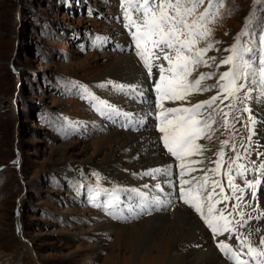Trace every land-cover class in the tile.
<instances>
[{"label":"rangeland","instance_id":"1","mask_svg":"<svg viewBox=\"0 0 264 264\" xmlns=\"http://www.w3.org/2000/svg\"><path fill=\"white\" fill-rule=\"evenodd\" d=\"M93 10H103L106 16L104 19L88 17L87 13L93 14ZM122 12L135 18V13L130 12L122 0H0V264H164V259L158 258L162 244L158 243L156 249L152 243L147 250H136L130 232L122 236L118 228H111L109 224H136L138 229L153 215L126 224L121 222V214L128 210L122 199L126 196L136 202V193L140 190L105 184L113 168L128 167L130 151L124 146V137L137 134L114 127L99 129L100 123L105 124L93 117L87 105L92 106L95 100L87 95L85 103L78 96V91L83 93L82 88L86 93L80 81L92 94L103 99L100 101L125 107L121 98L111 93L107 83H96L124 55L89 48L96 34L112 36L121 32ZM106 18L109 26L105 24ZM123 20L131 27L128 17ZM208 27L211 29L209 40L213 43V48L204 56L208 66L201 64L193 73L214 72L212 79L203 82L205 85L215 84L221 72L230 70L229 65H221L219 61L231 54L225 49H231L238 39L242 48L254 49L259 58L264 59V3L259 0H224L219 14ZM74 32L78 37L76 43ZM80 42L89 44L90 50L81 51ZM244 55L247 58L253 53ZM209 57H216V63ZM115 84L123 86L119 82ZM256 93H260L258 88L249 89L245 84L234 97L229 96L222 103L216 101L213 107L219 106L228 113L226 125L217 116V122L206 130L211 138H202L197 143L202 145L206 155L201 151L194 155L193 161L202 164L199 169L193 162V169L207 170L213 160L209 155H216L215 160L220 162L219 173L227 177L228 190L226 169L229 165L231 168L246 165L252 170L246 174L249 180L261 174L256 168L258 142L247 124L250 108L259 111V102L255 104ZM217 94L218 89L213 88L203 93L193 92L186 102H164L165 105H193ZM159 108L153 112L162 111ZM101 112L120 115L109 108ZM125 115L129 116L121 113L122 117ZM114 119L110 117L112 122ZM256 131H264V127ZM110 134L111 141L107 145L103 137ZM155 134L158 139L163 136ZM223 141L227 144L222 146ZM109 154H114L116 161L110 163L104 177L93 169L84 172L89 164H99ZM236 154L241 159L230 162L229 157ZM207 157L210 159L206 160ZM250 161H255L256 165ZM202 173L196 172L199 179ZM85 175H89L90 180L85 179ZM155 189H160L157 184L145 194L159 196L154 193ZM87 196H97L101 211L89 206ZM251 199L243 198L235 208L236 213H244V219L249 215L253 217L251 214L264 216L255 198ZM235 204L231 199L224 203L225 206ZM170 208L166 207L164 212ZM252 226L258 227V224ZM203 228L206 230L205 223ZM207 233L216 236L208 226ZM163 236L166 235H159Z\"/></svg>","mask_w":264,"mask_h":264},{"label":"snow or ice","instance_id":"2","mask_svg":"<svg viewBox=\"0 0 264 264\" xmlns=\"http://www.w3.org/2000/svg\"><path fill=\"white\" fill-rule=\"evenodd\" d=\"M125 2L130 12L135 13V18L131 14L128 18L129 24L135 28L133 35L136 49H138L137 55L148 70L149 76H156L158 79L154 87L161 99L160 132L164 135V147L171 156L181 161L183 169L185 156L196 155L201 151L197 140L205 137L211 138L207 136L206 130H210L211 125L217 122L216 117L220 116L226 125L228 113L219 106L214 108L216 101L220 100L222 103L223 99L229 96L234 97L236 93L245 88V84L249 89L255 86L261 94H264V59L259 58L256 50L242 48L238 39L231 49H225L231 54L222 57L219 61L221 65H229L230 70L221 72L215 84L205 85L203 82L212 79L215 73L195 75L193 73L201 64L208 66V61L204 59V56L213 48V43L209 40L211 29L208 25L219 14L224 0H207V2L206 0H122V3ZM259 2L264 3V0H259ZM201 8L204 10L200 11ZM198 45L201 46L198 47ZM246 52H252L253 55L245 58L244 53ZM150 57L153 60H150ZM209 59L216 63V57H209ZM154 61L161 62L155 63ZM154 69H156L155 72ZM213 88L218 89V94L207 101L189 107H164L165 100L173 103L186 102L187 97L193 92L203 93ZM221 143L223 146L227 144V141ZM220 155H224L223 151ZM258 155L264 156V152H259ZM238 159H241L239 154L229 157L230 162ZM193 162L199 163V161ZM211 162L216 167L201 170L203 171L201 179L193 176L183 181L186 185H192L185 193L184 203L200 214V218L214 235L228 232L229 236L226 239H232V229L229 228L232 221L225 216V209L215 207L216 203L228 200L229 196L224 193V185L219 180H212L209 175L218 173L220 162L217 160ZM251 163L256 165L255 161ZM256 168L261 171V176H264V162ZM153 171L160 172L161 169ZM191 171H196V169ZM249 171L251 169L246 165H238L236 172L233 173L229 165L228 187L231 195L237 200L243 199L242 196L236 194L243 193L244 188L235 182L234 176L243 178L242 183L251 190L250 199L255 196V187L260 180L247 179L246 173ZM163 172L167 175L168 169H163ZM193 181H195L194 184ZM217 188H220L219 193L216 192ZM152 199L158 200V197L153 196ZM251 219L253 217L249 215L248 220H244L242 216L240 221H236L235 240L238 244L231 247L226 241L218 244L225 256L230 260H236V264H241L238 257L242 248L246 249L244 254L254 264H264V233L261 228L253 227L248 223ZM221 220L225 222L220 223ZM240 229H245V231H240ZM257 233H260L258 239L256 238ZM243 264H249V261L245 260Z\"/></svg>","mask_w":264,"mask_h":264},{"label":"bare ground","instance_id":"3","mask_svg":"<svg viewBox=\"0 0 264 264\" xmlns=\"http://www.w3.org/2000/svg\"><path fill=\"white\" fill-rule=\"evenodd\" d=\"M131 28L135 30L134 27L131 26ZM143 77L144 74L141 67L137 66L134 59L130 55H124L121 56V60L118 61L116 66L108 73H105L100 79H97L96 83L105 82L110 85L119 82L123 86H135V84L139 82L142 84ZM141 96L144 97V94H141ZM254 96L256 97L255 104L259 102V106H257L259 111L256 109V111L252 112V114L256 118L258 114H261V116H258L259 118H257L259 120L258 125L264 127V114L261 113V111L264 112V94L256 93ZM144 107L145 106L143 105L142 108L141 106H135L134 108L137 110H143ZM97 127L99 129H105L102 123H100ZM160 127L156 130L155 128L149 129L146 133L137 134L136 136H126L125 134L124 146H126V149H129L130 151L128 167L113 168V170H111L113 173L106 176L107 181L105 184L115 188L126 185V188H131V190H140L139 193L151 190L156 184L157 186L159 185L158 188L163 189L162 184H165L166 181L163 177V169H169L171 166L169 160L163 155L161 150L165 148L164 140L162 139L164 135L160 136L158 139L157 134H155H163L160 132ZM120 134L123 135V133ZM110 136L111 134L103 137L104 140H106L107 145L109 144L108 141H111L109 140ZM255 138H257V141L261 145V148L258 151L264 152V131H256ZM199 145L201 146V153L206 155V153L203 152L204 148L202 145ZM113 155L114 154L107 155L104 161L99 164H89L87 168H85L84 172L87 173V170L91 171V169H93L96 174L104 177L103 174L108 172L107 169L110 166V163L116 161ZM209 156L211 157L212 155ZM195 157L196 156L194 155L185 156V167L193 165L192 163ZM210 157H207L206 160L210 159ZM212 158L215 160V156ZM259 160L260 163L264 162V156H260ZM197 164L198 163H195V165ZM200 165L201 164H199L197 168L200 167ZM214 166L215 165L211 163V166L208 168H212ZM177 167L181 168L180 162L177 163ZM154 169H161V171L155 172L153 171ZM196 172L202 173L201 170H196L193 171L190 177L194 176L199 179L200 175L197 176ZM213 175L214 174H211V179ZM85 179L90 180L89 175H85ZM250 179L253 180V178ZM164 196H166L164 197L165 199H171L168 192L165 193ZM263 198L264 192L260 194L258 199V203L260 205L259 212L264 211ZM170 207L171 208L167 212L153 214L150 218H148V221L144 224V226L138 229L136 224L122 226L109 221L108 222L111 228H118V234H121L122 236L130 232L133 235L136 250H147L148 246L152 243H154L153 248L156 249L158 243L162 244L160 256L158 258L160 260L164 259V264H233L232 260L227 259V256H220L212 247V243L213 245L216 243L218 246L219 242H230L232 239H226V234L223 233L222 235H218L215 240L212 241L206 230L203 228L204 221L200 218V214L197 213L194 208L185 204L184 199L181 201L175 200L171 202ZM258 227L261 228L262 233H264V219L261 221V224H258ZM243 231H245V229ZM160 234L166 236H163L164 238L159 237ZM135 235H137L136 238ZM259 235L260 233L256 234L257 239Z\"/></svg>","mask_w":264,"mask_h":264}]
</instances>
